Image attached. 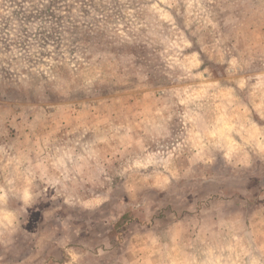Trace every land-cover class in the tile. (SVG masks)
I'll return each mask as SVG.
<instances>
[{
    "label": "rangeland",
    "instance_id": "obj_1",
    "mask_svg": "<svg viewBox=\"0 0 264 264\" xmlns=\"http://www.w3.org/2000/svg\"><path fill=\"white\" fill-rule=\"evenodd\" d=\"M260 0H0V264H264Z\"/></svg>",
    "mask_w": 264,
    "mask_h": 264
},
{
    "label": "clouds",
    "instance_id": "obj_2",
    "mask_svg": "<svg viewBox=\"0 0 264 264\" xmlns=\"http://www.w3.org/2000/svg\"><path fill=\"white\" fill-rule=\"evenodd\" d=\"M261 5H264V0H260ZM261 15H264V10L261 11Z\"/></svg>",
    "mask_w": 264,
    "mask_h": 264
}]
</instances>
